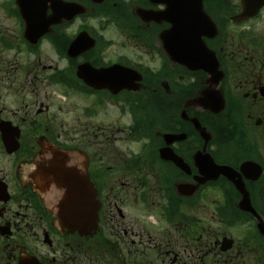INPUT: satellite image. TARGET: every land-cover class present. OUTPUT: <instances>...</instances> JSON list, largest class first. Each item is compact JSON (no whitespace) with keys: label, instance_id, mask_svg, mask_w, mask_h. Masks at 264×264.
Wrapping results in <instances>:
<instances>
[{"label":"flooded vegetation","instance_id":"flooded-vegetation-1","mask_svg":"<svg viewBox=\"0 0 264 264\" xmlns=\"http://www.w3.org/2000/svg\"><path fill=\"white\" fill-rule=\"evenodd\" d=\"M64 1L108 10L117 29L127 18L134 38L145 32L147 52L156 56L150 72L162 71L163 79L160 88L150 83L148 99L96 90L77 78V66L86 56L97 67L111 60L99 51L75 61L64 55L83 29L70 35L80 17L51 23V0L43 17L31 0H0L14 22L0 29V264H264V257H249L264 254L258 218L241 206L251 203L264 220V0H204L219 27L206 43L223 76L195 104L208 87L206 72L170 59L161 38L169 22L135 16L138 7L166 10L164 0H106L100 7ZM45 45L62 66L49 65L41 78L35 65L25 69L22 54L35 62ZM58 95L68 102L66 118L47 99ZM153 106L160 118L151 112L140 122L136 111ZM192 118L211 132L207 152L223 169L200 160L205 140ZM162 148L177 161L162 157ZM69 177H89L95 186L97 227L90 234L71 218L65 227L60 220ZM236 234L240 239L221 251V240Z\"/></svg>","mask_w":264,"mask_h":264},{"label":"water","instance_id":"water-1","mask_svg":"<svg viewBox=\"0 0 264 264\" xmlns=\"http://www.w3.org/2000/svg\"><path fill=\"white\" fill-rule=\"evenodd\" d=\"M97 1L103 2V0ZM161 2H163V0ZM164 2L168 4L169 8L167 9V11L163 12V14L159 16L162 17L167 13H170L172 14L174 19H169V21L172 22V27L169 29V31H166L162 34V39L166 41V39L172 33L177 34L180 32L176 30L177 27H179L178 20L181 19L180 16L183 14V12L186 13L185 19H182V33H185V38L183 39V41L187 44H191L192 48L189 52H186L184 62L191 69L204 68L206 72H208V74L210 75L207 84L218 85L222 78V74L218 71L217 60L216 67L211 63L212 58H215V56L212 52L209 51L206 44L202 40L203 35L212 36L213 34L210 32V27L213 28L215 31L216 26L210 20L208 14L204 11L203 0H164ZM64 7L67 11V18H72L79 13H85L84 8L79 7L76 4H66ZM180 13L181 15H179ZM137 14L144 21H148L150 15L155 17L154 19H156V15L145 9L139 8ZM208 22L210 23V26L208 25ZM189 26L194 29L191 28V30ZM190 35L194 37L191 39ZM94 45L95 40H93L87 32H81L71 44L69 48V54L75 57L83 51L94 47ZM204 54H206L208 60H205ZM78 76L91 85L98 87L108 86L113 88L115 92L124 88L138 89L139 85L136 84V80L141 79V76L137 71L119 65H115L112 68L103 69L101 71H95L89 67H85L82 65L79 68ZM205 98H207L206 93L202 99ZM202 99L199 100L200 103L203 101ZM193 122L195 127L200 131L202 137L205 139L206 147L208 141L211 139V134L207 131L205 127L202 126V124L197 118H194ZM205 160L206 158L201 159V161ZM70 186H72L71 189L75 188V182ZM79 190L80 196H77L75 201L69 197L68 190L67 199L69 202H72L71 204L73 205V210H75L74 214L76 218H85L88 219V221L91 223V221H93L95 218L97 208L95 201V191L92 188V184L87 182L85 179L80 183ZM242 208L254 212L253 208L251 206H247L245 203L242 204ZM62 219L65 223L68 221V213H66L65 209L62 210ZM259 227L261 232L264 234V226L260 223ZM230 246L231 242L227 243V245H225L223 249L225 250Z\"/></svg>","mask_w":264,"mask_h":264},{"label":"rangeland","instance_id":"rangeland-1","mask_svg":"<svg viewBox=\"0 0 264 264\" xmlns=\"http://www.w3.org/2000/svg\"><path fill=\"white\" fill-rule=\"evenodd\" d=\"M121 3L123 6H128L129 2L127 0H121ZM108 10H105L104 12H97L96 14L92 15L89 14L86 17H83L84 19L75 23L74 25L71 26V33L70 35H73L76 33L77 28L80 27L81 25H84L85 23L88 25V30H90L91 34L90 36L95 38L97 41H100V49H99V55L107 58V60H116L119 57H125L129 59L130 61L133 62H145L146 64H150L153 66L154 69H157V64L155 63L156 61V56L153 54H149L147 52L148 50V41H144L143 39H135L133 34L134 31H132L128 25L125 23V20L128 21V19H122L124 23H119L118 29L114 27V25L110 24L111 19L116 20V17H113L111 14L107 13ZM125 12V11H124ZM127 15H130V10L126 11ZM0 29L3 28H8L12 29V25L14 22L12 21V17L9 15V13H6L5 11L0 10ZM137 26V22L135 23ZM122 33V34H121ZM9 35H12V32H9ZM69 35V36H70ZM109 42V44H108ZM59 43L57 44V49H58ZM49 48L47 45H45L43 48L41 47L39 50V58H37L35 62H32L31 59L32 57L27 55V52L22 54L23 61L25 69L30 68V66L26 67V65H35L37 67V70L40 71L41 73V78L46 75V71L48 70V66L52 65L53 63H59L61 66L62 64L60 63V60L55 56L53 53V49ZM149 51V50H148ZM46 67V69H44ZM34 68V67H33ZM35 69V68H34ZM48 72V71H47ZM54 91V89H53ZM50 93V91H48ZM46 94V91H42L41 89V99L46 100V98H43L42 94ZM150 94L147 95V99L149 98ZM160 97V96H158ZM48 100L52 101L53 103V113L57 114L60 109V106H62L63 111H61L60 115L64 118H66V113L65 109L68 107V102H61L63 100V95H58V98L55 96H49L47 98ZM146 110L147 105H143L140 103ZM149 105V104H148ZM142 106H138L139 108L142 109ZM154 108V109H153ZM152 110L150 112L144 111L143 113L140 114V112H137V115L139 116L140 122L145 120V114L151 113L155 115L157 118H160L159 113L155 107L153 106ZM69 116L73 117L72 125L75 124H80V122L74 120L73 114H69ZM153 120V119H152ZM108 121V120H105ZM149 122V121H148ZM155 126H160L159 122L155 121V119L152 121ZM86 121L82 119V127H86ZM88 133L90 134L89 137H91L93 134H91L92 130L91 127L86 128ZM214 225V223H211ZM236 237H233L234 240L236 241L237 239H240V235ZM178 242H176L177 246ZM163 253V252H162ZM259 256L264 257V254L262 251L260 253H255V254H249L250 258H259ZM165 259L166 256L164 255ZM186 257H188L186 253ZM169 262V259H166V263Z\"/></svg>","mask_w":264,"mask_h":264},{"label":"bare ground","instance_id":"bare-ground-1","mask_svg":"<svg viewBox=\"0 0 264 264\" xmlns=\"http://www.w3.org/2000/svg\"><path fill=\"white\" fill-rule=\"evenodd\" d=\"M74 180H72V179H70L69 181H68V183H66V185H65V187L67 188L66 190H67V194H68V190H69V197L72 199V200H76V197L77 196H80V190L79 189H75V188H73V189H71L72 188V186H70V185H72L74 182H73ZM71 189V190H70Z\"/></svg>","mask_w":264,"mask_h":264}]
</instances>
